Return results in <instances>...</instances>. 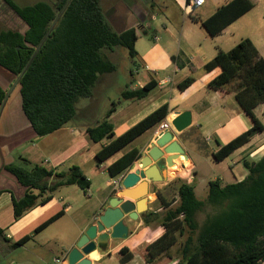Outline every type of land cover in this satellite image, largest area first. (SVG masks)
<instances>
[{
  "label": "crops",
  "instance_id": "0c3cea01",
  "mask_svg": "<svg viewBox=\"0 0 264 264\" xmlns=\"http://www.w3.org/2000/svg\"><path fill=\"white\" fill-rule=\"evenodd\" d=\"M11 1L19 7L33 5L21 4V0H18L20 4L15 2L17 0ZM230 1L204 0L201 7L189 10L186 9L187 0H153L151 5L156 11L153 13L144 6L145 0H101L103 16L113 32L137 30L135 66L130 71L135 83L129 89L142 88L151 81L156 84L146 98L125 103L110 116L114 136L119 137L163 105L168 110L165 118L173 120L177 114L189 112L191 124L180 133L173 128L170 131L172 141L178 143L185 157L173 162L176 168H163L161 182L140 179L131 188L136 189L142 182L147 184L144 197L146 211L140 213L135 221L123 216L128 229L126 238L113 240L109 237L103 245L97 244L95 239V250L83 256L90 264H121L122 249L132 254L131 260L125 264H176L175 249L170 251V258L161 256L152 263L146 262V248L162 235L163 230L156 223L145 225L144 216L161 215L164 211L160 205L162 202L176 203L181 183L193 186L195 195L197 189L205 194L209 182L219 181L222 186L236 184L247 176L243 161L257 162L264 156V134H256L222 161L213 160V154L248 131L252 123L235 100L234 85L217 91L210 89L208 83L220 71L215 69L206 73L203 66L218 52L232 50L243 39L250 40L264 60V0H250L253 8L214 37L202 28V22ZM0 25L3 28L0 32L11 30L23 34L27 30V26L2 0ZM142 30L146 35L140 33ZM186 78H193L192 84L179 91L177 84ZM14 81L13 75L0 68V89L4 94L9 93L4 106L0 107V264H54L55 259L64 257L62 264H68L67 253L76 247L84 231L96 223L93 217L102 215L111 199L135 204L120 194L125 191L122 186L117 191L113 190L111 181L117 176L111 178L107 169L130 151L144 156L147 149L155 145L156 126L97 165L94 156L109 141L93 143L86 134L92 126L72 124H66L47 136L37 137L21 110L19 85L10 91ZM253 114L264 126V104L257 106ZM159 150L163 151V148ZM167 157L163 154L164 162ZM21 160L53 172L77 166L90 186L86 191L77 186H66L44 194L43 198L49 197L47 202L34 206L15 220L13 200L23 198L26 188L4 167L22 166ZM139 170L140 166L135 161L123 174H134ZM206 172L214 174L212 180L205 178ZM155 192L159 193L160 202ZM33 193L37 194V191ZM57 215L58 218L35 232ZM110 233L111 230L105 229L97 237ZM24 237L29 239L22 246L10 248L11 244Z\"/></svg>",
  "mask_w": 264,
  "mask_h": 264
},
{
  "label": "trees",
  "instance_id": "16d2710c",
  "mask_svg": "<svg viewBox=\"0 0 264 264\" xmlns=\"http://www.w3.org/2000/svg\"><path fill=\"white\" fill-rule=\"evenodd\" d=\"M2 1L27 26V30L23 34L11 30L0 32V68L16 79L33 57L18 85L21 110L37 137L52 134L68 124L75 117L77 101L90 98L91 89L99 78L115 71L103 50L122 47L128 51L131 61L135 60L137 30L113 32L103 16L101 0H51L50 3L38 2L22 7L11 0ZM253 6L250 0H232L201 26L214 37ZM140 33L146 35L144 30ZM215 69L220 72L208 87L217 91L233 84L235 100L252 123L248 131L213 154V160L220 162L254 135L264 134V126L253 114L257 106L264 104V60L251 41L243 39L232 50L218 52L203 66L206 73ZM192 82L193 78H186L177 84V89L184 91ZM155 85L151 81L135 90L126 87L117 104L143 100ZM4 96L0 89V103ZM117 104L111 103L103 120L86 130L93 143L109 141L95 154L97 165L155 127L168 114L167 106L163 105L115 137L109 118ZM139 158L137 151L128 152L108 167L109 176L113 178L125 173ZM21 165L4 167L26 188L23 198L13 200L15 220L34 206L47 202L49 197L43 198L44 194L66 186H77L86 191L90 186L77 166L53 172L30 165L25 160H21ZM242 165L247 171L243 181L224 186L219 181L209 182L203 200L196 197L193 186L181 183L176 203L162 202L160 205L164 211L161 215L144 216L145 225L156 223L163 230L162 235L146 248L147 263L161 256L170 258L172 249H175L176 264H259L264 259V156L257 162L243 161ZM34 190L37 194L33 193ZM155 194L160 202L159 193ZM199 214L204 215L201 224L197 221ZM28 239L24 237L10 248H19ZM120 256L121 264L132 258L125 249L120 251Z\"/></svg>",
  "mask_w": 264,
  "mask_h": 264
},
{
  "label": "water",
  "instance_id": "95a60500",
  "mask_svg": "<svg viewBox=\"0 0 264 264\" xmlns=\"http://www.w3.org/2000/svg\"><path fill=\"white\" fill-rule=\"evenodd\" d=\"M47 36L44 38V40ZM40 48L37 47L35 54ZM33 58V57H32ZM30 59V61L32 60ZM30 61L25 65L20 75L15 79L12 84L10 91L16 87L26 71ZM9 91V92H10ZM9 93H6L0 107L2 108L7 100ZM191 124V114L189 112H183L177 114V117L171 121L172 128L180 133L189 127ZM173 134L171 132H165L159 138L155 140V145H152L147 149L146 154L140 157L137 162L140 165V171H136L134 174H127L121 186L125 191L123 196L135 201V204L129 202H122L118 199H111L108 202V208L100 215L95 224L89 226L83 233V235L78 239L76 247L71 249L67 253V263L68 264H90L89 261L83 259V256L89 255L96 248L94 240L96 239L97 244H106L108 238L113 240L124 239L128 235V229L123 223V216L126 215L131 221H135L140 213L146 211V201L144 199L147 194V184L142 182L136 189H131L140 179H147L152 182H161L162 176L161 171L163 168H176L174 161L180 157H185L184 151L178 145L177 142L172 141ZM163 148V151L159 149ZM163 154H167L168 157L163 161ZM154 162V165H151ZM157 176L160 179H157ZM111 230V233L101 234L97 237L98 233L103 230Z\"/></svg>",
  "mask_w": 264,
  "mask_h": 264
},
{
  "label": "rangeland",
  "instance_id": "374dc122",
  "mask_svg": "<svg viewBox=\"0 0 264 264\" xmlns=\"http://www.w3.org/2000/svg\"><path fill=\"white\" fill-rule=\"evenodd\" d=\"M39 1L46 2L47 0H21V4H34ZM15 2L20 4L18 0ZM145 2L146 3L144 6H146V9L155 13L156 11L151 5L153 0H145ZM0 28L3 29L1 25ZM103 54L106 56L109 62L114 65L115 71L99 78L97 84H95L91 89L90 98H82L77 101L75 104V117L68 124L88 126L96 125L97 122L103 120L104 113L108 108L110 109L111 103H118L120 92L126 87H130L135 83L134 77H132L130 74V71H132L134 68L133 63H135V61H131L128 51L125 48L115 47L113 52L103 50ZM125 103L128 102H121L119 105L117 104L116 109ZM212 175L214 174L210 175L208 172H206L205 178L210 181L212 180ZM204 192L205 194H203L201 189H197V198L204 199L206 196V190ZM203 217V214H199L197 216V221L199 224L202 223Z\"/></svg>",
  "mask_w": 264,
  "mask_h": 264
},
{
  "label": "built area",
  "instance_id": "2783aa9c",
  "mask_svg": "<svg viewBox=\"0 0 264 264\" xmlns=\"http://www.w3.org/2000/svg\"><path fill=\"white\" fill-rule=\"evenodd\" d=\"M203 3H204V0H187L186 9L192 10L194 8L201 7ZM171 121L172 119L164 118L160 123L156 125L155 134L157 135V138H159L165 132H170L172 130ZM124 177H125V174H121L111 181V185L114 191H117L120 188ZM93 219L97 220L98 217L94 216ZM64 261H65V257L64 259H61V260L55 259L54 264H62ZM259 264H264V259L259 261Z\"/></svg>",
  "mask_w": 264,
  "mask_h": 264
},
{
  "label": "bare ground",
  "instance_id": "6f19581e",
  "mask_svg": "<svg viewBox=\"0 0 264 264\" xmlns=\"http://www.w3.org/2000/svg\"><path fill=\"white\" fill-rule=\"evenodd\" d=\"M140 166V165H139ZM140 171V170H139Z\"/></svg>",
  "mask_w": 264,
  "mask_h": 264
}]
</instances>
